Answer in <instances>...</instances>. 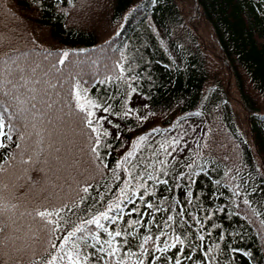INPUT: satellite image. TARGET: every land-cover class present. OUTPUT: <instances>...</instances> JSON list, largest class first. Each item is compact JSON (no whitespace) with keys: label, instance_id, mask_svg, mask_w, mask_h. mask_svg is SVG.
Listing matches in <instances>:
<instances>
[{"label":"trees","instance_id":"1","mask_svg":"<svg viewBox=\"0 0 264 264\" xmlns=\"http://www.w3.org/2000/svg\"><path fill=\"white\" fill-rule=\"evenodd\" d=\"M188 7L185 14L186 5L179 0H0V77L4 61L13 56L28 71L36 67L35 79L40 81L30 85L40 93L32 130L40 135L21 153L13 133V141H5L9 146L1 151L0 166L6 171L0 172V204L8 211L0 220L8 226L5 235L13 239L0 237V264H46L49 241H57L62 219L66 233L78 223L84 225L89 252V232L118 245L120 252L111 264L121 255L122 264L138 259L149 264L148 252L162 256L157 264H165L164 258L176 249L163 254L154 249L175 236L185 241L177 247L192 253L191 260L181 257L182 264H264V0H193ZM131 47L139 51L131 53ZM65 51L69 55L59 64ZM131 56L138 62L133 81L132 75L126 76ZM77 81L92 101L112 106L110 126L93 119L101 131L112 130L101 137L99 158L90 150L95 133L75 107ZM48 82L55 87L49 88ZM129 86L144 99L142 108L131 104ZM195 112L199 116H190ZM187 117L199 135L173 153L176 167L167 161L170 170L162 178L171 190L161 185L156 197L149 189L137 195L128 188L132 202L126 196L116 201L128 180L115 171L117 154L135 134L155 127L167 130L174 120ZM181 171L191 180L178 176ZM147 172L157 173L152 168ZM171 200L174 207H166ZM110 202L109 219L101 223L113 236L85 223ZM149 202L154 207L148 210ZM64 204L72 210L44 219L36 215ZM133 206L140 212H130ZM169 216L173 221L165 225ZM47 220L58 222L59 230L49 225L46 241ZM132 220L140 223L133 226ZM116 230L128 235L115 237ZM144 236L153 239L140 257ZM89 264H95L94 256Z\"/></svg>","mask_w":264,"mask_h":264},{"label":"snow or ice","instance_id":"2","mask_svg":"<svg viewBox=\"0 0 264 264\" xmlns=\"http://www.w3.org/2000/svg\"><path fill=\"white\" fill-rule=\"evenodd\" d=\"M23 55V54H21ZM64 59L59 60V64H64V60L67 59L69 53L63 52ZM5 64V73L2 77H0V148L7 149L9 146L5 141L12 142L13 141V133L16 134V143L15 147L18 149H21V153H23L24 149L27 147H30L31 145L28 143L29 141L33 140L34 136H39V132H34L32 130L36 129L37 125L33 121L36 119V113L35 110H37V99L40 95L39 90L30 85L38 84L40 81H37L35 79V73L37 71L36 67H31L30 71L26 70L23 66H21L20 63H18V57L8 56L7 60L4 61ZM38 67V66H37ZM56 66L53 65V68ZM59 71V69H56ZM123 69H121L122 71ZM47 73H45L46 75ZM134 79V78H133ZM48 87L52 88L55 87V85L48 82ZM130 87V91L133 94L137 93V89L135 87ZM45 91V96L47 95V89ZM75 95H76V104L75 107L80 109L81 112L85 114V119L83 122L86 123L87 127L91 130V132L95 133V138L93 140V144L90 148L91 152L99 158V149L101 147V137L108 136L109 133L107 131H101L97 127L94 126L93 117L95 116L94 111H89L88 108L85 107L84 103H81V88H80V82L77 81L75 84ZM43 103L46 107L51 108L52 104L47 101L43 100ZM92 108H102L104 113H109L111 111V104L105 105H98L93 102H89ZM132 109H128L127 112L124 113V115H128L129 112H131ZM42 114V113H41ZM114 115H120V113H113ZM31 116V119H30ZM107 116H102L96 118L95 123L97 125L101 124L103 120H106ZM50 123V121H49ZM111 123V121H109ZM117 128H119V125H116ZM31 129V130H30ZM153 132L158 131L157 129H153ZM150 135V134H149ZM119 138V136H117ZM147 136L142 135L139 137V141L143 142ZM182 137H171L168 141L167 147H165L164 143L159 144V149L163 151L166 155H172L176 151H183V146L181 145ZM107 147H111V145H106ZM171 148V152L168 151V149ZM155 154V153H154ZM134 157V153L132 151H128L124 157L123 160L119 161L117 164V167H120L123 165L126 161H129L130 158ZM175 158V157H173ZM32 161V156H28V162ZM166 161L161 160V170L160 175L155 176L152 174L147 175V180H155L156 182L160 184L167 185L168 179H161V176H167L168 173L164 171V165ZM130 166H135L130 164ZM186 167L191 169L193 167L192 162H188L186 164ZM6 169L3 166H0V172H4ZM178 176L191 180V176L187 173H184L183 171L179 172L177 174ZM129 179L123 181L124 183V189H121V196H126L127 200L129 202L131 201V196L127 195L126 190L130 187H132L131 181L135 179V177L132 176L131 172H128ZM140 183L135 185V188L137 189V192L135 194L139 195V189H144V194L147 193L148 186L144 182V177H140ZM217 184L220 183L219 180L216 181ZM4 187H7V185H4ZM88 187H85L83 189L84 192H88ZM190 195V194H189ZM3 197H0V200H2ZM100 199H103V197H100ZM244 204H248L249 201L247 199L243 200ZM117 208L120 207L119 204L116 205ZM146 207L148 209H152L154 205L152 203H147ZM15 208V206H13ZM64 209H68L71 211L72 209L68 207L67 204L62 205L60 208L56 209L55 211L50 210H44V211H37L36 215L40 218L44 219L47 217H52L54 215L58 216L61 211ZM221 211H224V209H220ZM8 208L6 205L0 204V215H3L7 213ZM112 211V204L109 203L108 205V212ZM108 212H101L97 216H95L93 219L86 221L85 223L89 225H95L97 228H102L105 232H108L109 236H113L112 232H109V229L101 223V220H108L109 215ZM130 212L136 213L140 212V209L133 206L132 209H130ZM31 215V213H29ZM143 215V213H141ZM62 219V218H61ZM117 219L116 217L113 218V220ZM154 219V218H153ZM194 220H196V223H202L200 220L196 219V217H193ZM173 221V217L169 216L167 220L165 221V225H168V222ZM131 225H135L137 223H140V221L132 220L129 221ZM52 225V227L55 230H59V223H53L51 220H47L44 224L43 231L45 233L44 239L47 241L48 237L50 235L48 226ZM7 225L4 224L2 220H0V237L3 238L5 241H10L13 238L11 236H6L5 232L7 230ZM83 228L84 225L81 224L78 227H75L73 230L68 231L66 235L59 238L61 239L60 243V253L59 255H52L49 260L46 261V264H60L61 261L67 260L68 264H89L90 259L94 256L95 257V264H111L112 259H115L117 257V254L120 252V249L118 245L114 244L112 240H105L102 241L100 239L99 234H93L89 232V235L91 236L92 244V252L87 251L89 245L87 243L88 236L83 235ZM77 233H81L80 236H77ZM122 235L127 236L128 233H122L120 230H116L114 232L115 237H121ZM161 236L166 235L165 232L161 231ZM75 238V239H74ZM18 239V237H17ZM153 239L151 236H144L143 237V243L139 244L138 247L140 248V257H143L147 251L145 249V245L148 243L149 240ZM157 239H159L157 237ZM199 240L203 241L204 236H200ZM72 241L71 248L68 251H65V246L69 245V242ZM77 241H83V245L78 243ZM50 243L51 248L55 249L56 244ZM124 243L128 245L129 249L131 248V244L127 239L124 240ZM185 241L180 238V236H175L174 239L169 242L165 241L163 244V247L157 245L154 249L157 253H165L169 249H176V252L172 254V256L164 258L165 264H168V261H171V264H182V259H192V253L191 250L188 252H184L181 250V248L177 247V245H183ZM104 245H107L105 247ZM83 248V251H82ZM237 251H239L237 249ZM98 253V255H97ZM247 254V253H245ZM129 255H131V252H129ZM148 255L150 257L149 264H157L158 261L162 259V256H155L152 255L151 252H148ZM203 255L207 256L208 253L205 251ZM104 256H107L110 258L108 261L104 260ZM123 256L121 255L119 259H116V264H122ZM136 264H143L142 259H138ZM201 264H209V261H202Z\"/></svg>","mask_w":264,"mask_h":264},{"label":"rangeland","instance_id":"3","mask_svg":"<svg viewBox=\"0 0 264 264\" xmlns=\"http://www.w3.org/2000/svg\"><path fill=\"white\" fill-rule=\"evenodd\" d=\"M183 3H186L188 5H191V0H180ZM134 51H139L136 47L135 48H130V52L133 53ZM82 97V96H81ZM81 103L85 104V107L88 106V104L81 99ZM187 124L183 123L181 124V126L178 128L180 130L177 129V131H174V133L177 135L178 133H183L186 132V126ZM156 140H163V139H156ZM159 144L158 142L155 141H149V142H145L142 145V149H141V154L137 155V158H135L133 160L132 165H135L136 162H138L139 160H144V151L148 150L149 151V155H148V159H146V161L148 162L149 166L151 168H154L153 170L157 172L158 175H160V170H161V164L160 161L164 160V161H168V162H172L173 166L176 167L178 165V160L176 158V156L174 154L172 155H166L163 151H161L159 149ZM165 147H167L168 143L164 142ZM169 152H171V148L168 149ZM155 153V154H154ZM125 157V156H124ZM124 157H122L120 159L123 160ZM175 157V158H173ZM172 158V159H171ZM132 169L134 171H137V167L132 166ZM164 171H166L165 165H164ZM135 185H137L135 183L134 180H132V187L134 191H137V189L135 188ZM164 185V184H156V182L149 180V184H148V188L150 191H152L154 193V195L156 197H158V192L160 190V186ZM138 191H144V189H139Z\"/></svg>","mask_w":264,"mask_h":264}]
</instances>
